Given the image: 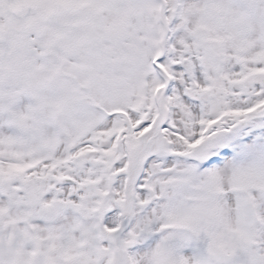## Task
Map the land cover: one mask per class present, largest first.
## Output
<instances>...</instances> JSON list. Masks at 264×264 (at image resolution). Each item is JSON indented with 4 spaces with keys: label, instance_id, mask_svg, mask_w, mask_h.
Masks as SVG:
<instances>
[{
    "label": "snow or ice",
    "instance_id": "obj_1",
    "mask_svg": "<svg viewBox=\"0 0 264 264\" xmlns=\"http://www.w3.org/2000/svg\"><path fill=\"white\" fill-rule=\"evenodd\" d=\"M0 264H264V0H0Z\"/></svg>",
    "mask_w": 264,
    "mask_h": 264
}]
</instances>
